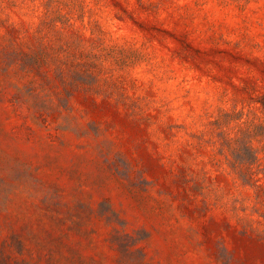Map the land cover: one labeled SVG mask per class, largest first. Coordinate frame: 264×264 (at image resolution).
Here are the masks:
<instances>
[{
  "label": "rangeland",
  "instance_id": "obj_1",
  "mask_svg": "<svg viewBox=\"0 0 264 264\" xmlns=\"http://www.w3.org/2000/svg\"><path fill=\"white\" fill-rule=\"evenodd\" d=\"M0 264H264V0H0Z\"/></svg>",
  "mask_w": 264,
  "mask_h": 264
}]
</instances>
